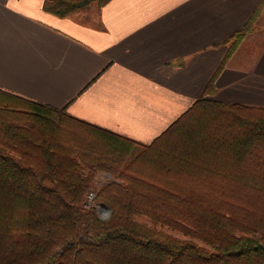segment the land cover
<instances>
[{
  "label": "trees",
  "instance_id": "obj_1",
  "mask_svg": "<svg viewBox=\"0 0 264 264\" xmlns=\"http://www.w3.org/2000/svg\"><path fill=\"white\" fill-rule=\"evenodd\" d=\"M214 78L147 144L0 89V264H264V107L207 98ZM97 172L105 219L84 207Z\"/></svg>",
  "mask_w": 264,
  "mask_h": 264
},
{
  "label": "crops",
  "instance_id": "obj_2",
  "mask_svg": "<svg viewBox=\"0 0 264 264\" xmlns=\"http://www.w3.org/2000/svg\"><path fill=\"white\" fill-rule=\"evenodd\" d=\"M214 75L207 98L264 107V0H108L64 17L43 0H0V89L136 142L163 132Z\"/></svg>",
  "mask_w": 264,
  "mask_h": 264
},
{
  "label": "rangeland",
  "instance_id": "obj_3",
  "mask_svg": "<svg viewBox=\"0 0 264 264\" xmlns=\"http://www.w3.org/2000/svg\"><path fill=\"white\" fill-rule=\"evenodd\" d=\"M109 178H111V177L109 176ZM106 179H108V177H107V175L105 173L97 172L93 176V178H92V180L90 182V185L88 187L89 188L88 190H92V192H93V195H94L93 200L91 202H88L89 203L88 204L86 195H85V198H84V207L85 208L95 207L97 209L98 215L101 218H103V219H105V218H107L109 216L111 210L108 207H103V206H99V205L95 204V196H96V193H97L98 189L101 187V185L107 181ZM209 187H210V185H208V188ZM253 201H254V203L252 205H253L254 209H257L259 211L264 209V205L263 204L255 203V197L253 198ZM163 228H164V230H166L167 232L172 233L173 235H180V233L177 230H175V229H171L170 227H167V226H165Z\"/></svg>",
  "mask_w": 264,
  "mask_h": 264
},
{
  "label": "built area",
  "instance_id": "obj_4",
  "mask_svg": "<svg viewBox=\"0 0 264 264\" xmlns=\"http://www.w3.org/2000/svg\"><path fill=\"white\" fill-rule=\"evenodd\" d=\"M93 197H94V195H93L92 190H88L87 193H86L87 203L91 202L93 200Z\"/></svg>",
  "mask_w": 264,
  "mask_h": 264
}]
</instances>
